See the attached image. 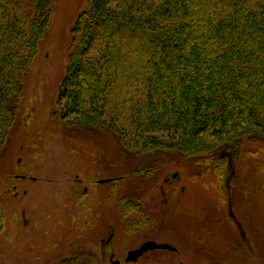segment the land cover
I'll use <instances>...</instances> for the list:
<instances>
[{"label": "rangeland", "instance_id": "1", "mask_svg": "<svg viewBox=\"0 0 264 264\" xmlns=\"http://www.w3.org/2000/svg\"><path fill=\"white\" fill-rule=\"evenodd\" d=\"M52 1L0 155V264H264L263 144L138 157L111 133L65 129L55 101L85 0ZM149 240L176 253L124 261Z\"/></svg>", "mask_w": 264, "mask_h": 264}, {"label": "trees", "instance_id": "2", "mask_svg": "<svg viewBox=\"0 0 264 264\" xmlns=\"http://www.w3.org/2000/svg\"><path fill=\"white\" fill-rule=\"evenodd\" d=\"M52 16V0H0V155ZM70 34L65 129L111 133L138 157L264 148V0H85Z\"/></svg>", "mask_w": 264, "mask_h": 264}, {"label": "water", "instance_id": "3", "mask_svg": "<svg viewBox=\"0 0 264 264\" xmlns=\"http://www.w3.org/2000/svg\"><path fill=\"white\" fill-rule=\"evenodd\" d=\"M155 248L172 249V247L169 245H157L153 242H148L140 246L138 249L130 251L127 255L126 262H135L144 251Z\"/></svg>", "mask_w": 264, "mask_h": 264}, {"label": "flooded vegetation", "instance_id": "4", "mask_svg": "<svg viewBox=\"0 0 264 264\" xmlns=\"http://www.w3.org/2000/svg\"><path fill=\"white\" fill-rule=\"evenodd\" d=\"M148 242H153V243H155V244H157V245H169V244H159V243H156L155 241H152V240H149V241H145L142 245H144L145 243H148ZM141 245V246H142ZM169 246H171V245H169ZM140 247V246H139ZM138 247V248H139ZM172 247V249H161V248H155V249H148V250H146V251H144L143 253H142V255H140L138 258H137V260L139 259V258H141L142 256H144L147 252H151V251H168V252H171V253H176V249L173 247V246H171ZM137 248V249H138ZM134 250H136V249H134ZM132 251V250H131ZM130 251H128V253H129ZM128 253H127V255H128ZM127 255H126V257H125V262H126V258H127ZM82 258H85V259H88L87 260V262H91V259L93 258L91 255L90 256H88V257H82ZM96 259V258H95ZM137 260L135 261V262H137ZM98 261V260H97ZM135 262H127V263H135Z\"/></svg>", "mask_w": 264, "mask_h": 264}]
</instances>
